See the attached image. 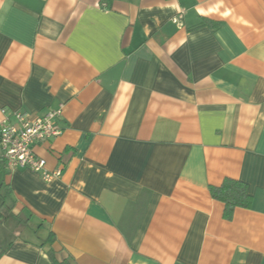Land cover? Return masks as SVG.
Segmentation results:
<instances>
[{
    "label": "crops",
    "instance_id": "0c3cea01",
    "mask_svg": "<svg viewBox=\"0 0 264 264\" xmlns=\"http://www.w3.org/2000/svg\"><path fill=\"white\" fill-rule=\"evenodd\" d=\"M60 106L0 264H264V0H0V124Z\"/></svg>",
    "mask_w": 264,
    "mask_h": 264
},
{
    "label": "built area",
    "instance_id": "2783aa9c",
    "mask_svg": "<svg viewBox=\"0 0 264 264\" xmlns=\"http://www.w3.org/2000/svg\"><path fill=\"white\" fill-rule=\"evenodd\" d=\"M62 107L48 111L34 119L16 114V123L4 120L0 124V160L8 172L16 169H26L41 175L46 182L60 175L59 171H47L44 159L34 156L35 145L59 136L62 132L58 125Z\"/></svg>",
    "mask_w": 264,
    "mask_h": 264
},
{
    "label": "trees",
    "instance_id": "16d2710c",
    "mask_svg": "<svg viewBox=\"0 0 264 264\" xmlns=\"http://www.w3.org/2000/svg\"><path fill=\"white\" fill-rule=\"evenodd\" d=\"M0 171L6 173L5 165L0 160ZM246 185L237 180L233 179H224L220 186H210L207 188L209 190V194L213 200L216 202H221L223 204V218L226 221L232 219V214L234 210L237 208L249 209L252 203V198L247 192ZM12 192L10 189L0 183V222L5 220L8 214L11 212L13 208V198L11 197ZM53 237L50 233L48 236L47 242H52ZM50 259L53 264H70L67 259L59 260L55 257L54 253L49 250L48 251ZM3 254V251L0 250V256Z\"/></svg>",
    "mask_w": 264,
    "mask_h": 264
},
{
    "label": "rangeland",
    "instance_id": "374dc122",
    "mask_svg": "<svg viewBox=\"0 0 264 264\" xmlns=\"http://www.w3.org/2000/svg\"><path fill=\"white\" fill-rule=\"evenodd\" d=\"M13 222H14V220H13V219H11V220H10V223H9L8 225H9L10 227H13V225H14V223H13Z\"/></svg>",
    "mask_w": 264,
    "mask_h": 264
}]
</instances>
